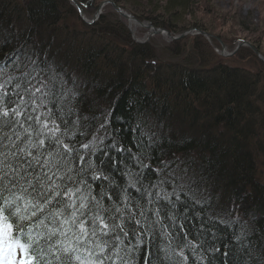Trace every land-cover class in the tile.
<instances>
[{
	"label": "snow or ice",
	"instance_id": "snow-or-ice-1",
	"mask_svg": "<svg viewBox=\"0 0 264 264\" xmlns=\"http://www.w3.org/2000/svg\"><path fill=\"white\" fill-rule=\"evenodd\" d=\"M76 95L23 46L0 61V264H264L189 168L153 167L139 125L90 131Z\"/></svg>",
	"mask_w": 264,
	"mask_h": 264
},
{
	"label": "trees",
	"instance_id": "trees-1",
	"mask_svg": "<svg viewBox=\"0 0 264 264\" xmlns=\"http://www.w3.org/2000/svg\"><path fill=\"white\" fill-rule=\"evenodd\" d=\"M79 1L87 5L86 14L97 6V0ZM66 2L0 0V61L6 62V57L23 46L29 53L36 52L46 59L62 76V66L72 54L77 55L79 62L84 52L89 58H83L107 64L104 70L110 77L108 81L82 65L70 73L75 78L69 86L77 94L76 107L82 115L97 118L91 121L90 131L94 132L106 117L113 135L118 134L122 142L131 146L133 137L140 135L136 131L139 125L152 135L153 146L147 152L156 166V158L164 147L172 144V140L180 142L181 152L172 158L162 156L163 160L176 159L180 167L189 168L217 210L231 211V216L225 214L224 219L239 217L246 222V230L262 252L264 64L250 50L247 58L253 60L256 70L238 62H225L200 38L193 40L189 50L187 39L171 43L162 48L164 56L153 40L134 43L127 25L114 11L102 14L92 26L75 17L71 24L62 25ZM114 2L126 9L117 0ZM165 2L166 9L158 13L161 16H142L156 26L179 32L174 21L176 15L194 12V4L190 0ZM119 42L128 46L122 56L129 62H118ZM243 59L237 58L240 62ZM110 86L114 87L111 92L107 90ZM116 180L124 182L119 174Z\"/></svg>",
	"mask_w": 264,
	"mask_h": 264
},
{
	"label": "rangeland",
	"instance_id": "rangeland-1",
	"mask_svg": "<svg viewBox=\"0 0 264 264\" xmlns=\"http://www.w3.org/2000/svg\"><path fill=\"white\" fill-rule=\"evenodd\" d=\"M103 0H97L96 8L88 10L87 14L84 16L86 21L92 19L93 12L97 10L99 4ZM193 2L195 11L191 13H186L182 15H176V27L178 31H186L187 29L195 27L197 23L198 28H203L207 33L212 34V36L201 34L198 30L193 31L190 36L186 35L183 38L177 40L169 41L162 35H149L147 37L148 30L137 27L135 31L130 30L131 38L134 43L144 44L150 41H154L157 46H159V51H165L164 47L170 45L171 43H181L183 39H187L188 43L187 50L193 44L195 38H200L205 42L213 51V54L225 62H238L236 64H241L242 66H247V68H252L256 70L253 60L249 57L247 58L248 51L253 53V50L249 44L254 46L260 52L262 58L264 59V0H190ZM122 5L125 6L126 10L132 16H158L159 12L166 9L165 0H117ZM151 2V4H148ZM132 11H130V10ZM159 10V11H157ZM114 11L110 4H107L102 9V14H108ZM157 11V12H156ZM115 17V15H113ZM161 16V15H159ZM120 17V16H119ZM140 18V17H139ZM163 18L173 20V17L164 16ZM124 20V23H128V19L120 17ZM196 19V21H192ZM80 20L85 24V20L80 18ZM144 21L147 20L143 17ZM78 21V20H77ZM73 22V21H72ZM76 24L78 22L75 21ZM169 24V23H168ZM128 25V24H127ZM170 25V24H169ZM160 27V26H156ZM164 28V27H162ZM203 31V30H202ZM83 38V37H82ZM153 42V43H154ZM260 46L259 50L255 44ZM225 46V48H223ZM164 48V49H162ZM185 56V55H184ZM244 57L245 59L237 60V58ZM257 60L264 64V61L255 54ZM237 60V61H235Z\"/></svg>",
	"mask_w": 264,
	"mask_h": 264
},
{
	"label": "bare ground",
	"instance_id": "bare-ground-1",
	"mask_svg": "<svg viewBox=\"0 0 264 264\" xmlns=\"http://www.w3.org/2000/svg\"><path fill=\"white\" fill-rule=\"evenodd\" d=\"M76 2H77V4L82 8V9H79L78 10V5H76L73 1H71V0H67V2L65 3V5H64V14H63V16H62V21L60 22V24H65L66 26L68 25V24H71V22L73 21V18L75 17V18H80L79 16H80V13L81 12H86L85 11V8L87 7V5H83L82 4V2H80L79 0H75ZM116 3V2H115ZM124 9V8H123ZM81 10V11H80ZM124 10H126V9H124ZM80 11V12H79ZM137 16V15H136ZM138 17V16H137ZM124 21V20H123ZM126 24V23H125ZM128 24V25H127ZM126 25H127V27L128 28H130V30L131 29H133V31H135L136 29H137V27H139L138 25H137V22L135 21V20H133V19H131V20H128V23H127ZM129 30V31H130ZM165 30H167L168 32H170V34L172 35V36H181L180 38H183V37H185L186 35L188 36H190V34L193 32V31H195V30H198L199 32H200V30H202V29H200V28H197V27H192V28H189V29H187L186 31H179V32H173V31H171L170 29H168V28H165ZM204 32H206L205 30H203ZM185 33H187L186 35H184L183 37H182V35L183 34H185ZM207 33V32H206ZM161 35V34H160ZM166 37V36H165ZM118 47L120 48V50H119V52L117 51V58H118V62H122V63H126V62H129V59L128 58H125V57H123L122 55L123 54H125V50H128V46L127 45H125V43L124 42H119L118 44ZM84 53V52H83ZM81 54L80 55V62L78 61V57H77V55H71V57H69V58H67V60H66V62H65V64H63V72H64V74H63V78L68 82V84L69 85H72V82L75 80V78H71V76H70V73L73 71L74 73L76 72V70H78V68H81V65H82V67H84L88 72H92V73H94L95 75L96 74H98V77H101V79L103 80V81H108L109 80V78L110 77H107L106 76V70H104V66L107 68V64H101V65H99V64H97V63H95V62H98V61H89L88 59H85V58H83L84 56L86 57V58H89V56H87V54L85 53V54ZM108 54H109V52H107ZM99 61H100V59H99ZM80 66V67H79ZM82 74H84L83 73V71H82ZM111 77L114 79L115 78V76H113V75H111ZM117 78V77H116ZM115 78V79H116ZM107 90L109 91V92H111V91H113L114 90V87H112V86H110L109 88H107ZM108 91H107V93H108ZM74 92H75V90H74ZM76 93V92H75ZM106 92H103V95L104 96H106V94H107ZM92 96H94L93 94H92ZM176 131H178V130H176ZM178 132H180V131H178ZM179 141H181V140H179ZM172 142V144L170 143V144H168L167 146H165L164 148L165 149H163L162 150V154H158V156H159V159H161V160H163V158H162V156H164V159H166V157H169V158H172V156H175V155H177V154H179L181 151V148H182V145H180L179 143L180 142H174L173 140L171 141ZM170 145H172V146H174V147H172V149L174 148L175 150H172L169 146ZM157 153V152H156ZM153 164V166L155 167L156 166V164H155V162H153L152 163ZM239 228V226H237V227H235L234 229L235 230H237ZM248 231V230H247ZM249 232V231H248ZM259 232H258V230H257V234H258ZM251 232H249V236H248V243L249 244H251V245H253V247H254V250H255V255H256V257H257V260H259L261 257H264V255L263 256H259V255H257V254H262V253H264V249L262 250V252H261V250H258V247H256L257 246V243L256 242H254L253 240H252V238H251ZM261 248V247H260Z\"/></svg>",
	"mask_w": 264,
	"mask_h": 264
},
{
	"label": "water",
	"instance_id": "water-1",
	"mask_svg": "<svg viewBox=\"0 0 264 264\" xmlns=\"http://www.w3.org/2000/svg\"><path fill=\"white\" fill-rule=\"evenodd\" d=\"M71 1H73L76 5H78L77 2H76L75 0H71ZM107 4H110V5L113 7V9L119 14V16L124 17V18H126V19H128V20L133 19V20H136L137 22H140L141 25L145 26L146 28H148V29L150 30V35H151V34L158 33V34H162V35H164V36L166 35V36L170 37V38L173 39V40H177V39H179V38L181 37V36H180V37H179V36H172V35L170 34V32H168V31L165 30V29H161V28H157V29H156V28H153V27L150 26L149 24H146V23H143V22L139 21V20L136 19L134 16L127 15V14H126L125 12H123V10H122L119 6H117L112 0H103V1L99 4L97 10L95 11V13H94V15H93V17H92L91 22H87V23H88V24H93L95 21H97V19H98V18L100 17V15L102 14V9H103V7L106 6ZM77 8H78V10H79V9H82L79 5H78ZM80 11H81V10H80ZM80 11H79V12H80ZM80 16L83 18V17H84V13L81 12V13H80ZM200 33H201V34H204V35L212 36L211 34L206 33V32H204V31H202V30H200ZM186 34H187V33L183 34L182 37H183L184 35H186ZM249 45L251 46V48H252V50L254 51V53L257 54V56L260 57V58L264 61V59L262 58L260 52H258V50H257L256 48H254V46H252L251 44H249ZM223 48H225V46H223Z\"/></svg>",
	"mask_w": 264,
	"mask_h": 264
}]
</instances>
